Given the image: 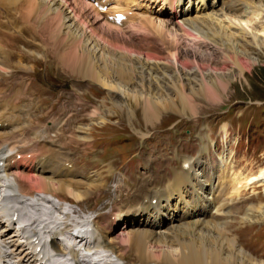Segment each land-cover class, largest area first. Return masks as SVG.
<instances>
[{"label": "bare ground", "instance_id": "6f19581e", "mask_svg": "<svg viewBox=\"0 0 264 264\" xmlns=\"http://www.w3.org/2000/svg\"><path fill=\"white\" fill-rule=\"evenodd\" d=\"M190 13L194 15L189 16ZM102 19V15L100 17L98 13H94L92 4L84 0H0V35L4 34L2 30L11 32L9 36L6 35L7 39L6 36L0 38V74L4 72L9 75L13 96L19 97V101L44 100L42 94L32 92L27 86L25 71L32 70L40 76L35 77L33 82L46 95L58 85H48L37 78L42 79L45 75L56 79L59 72L53 71L52 67L69 71L82 78L85 77L81 68H87L94 74V78H97L101 63L106 61L104 68L110 71L111 75H120L131 70L142 79L150 75L157 76L159 68L154 70L156 72H152V69L159 65L179 66L166 62L158 63L157 59L147 57L148 53L144 52V55L141 52L145 56L142 70H137L138 63H141L140 55L133 61V57H130L128 61L132 66L130 69L126 68L117 56L121 51H115L113 45H117L120 40L128 42L124 54H128V51L135 47L140 51L144 50V46L142 42L130 40L120 28L113 27ZM144 19L148 20L147 22L152 21L158 32L168 36L159 28L160 22L167 23V17H160L159 20L143 17L137 22L141 30ZM173 19L175 23L171 25H174V28H207L202 30L204 32L199 36L215 47H224L225 44L236 57L237 65L242 71L249 70L250 63L255 64L250 60L248 53L246 54V47H261V50H264V0H219L218 5L209 3L205 10L196 8ZM149 37L151 35L145 36ZM169 38L179 45L178 50L182 47L177 38ZM240 44H243L244 48L237 49ZM107 51L109 52L106 53ZM172 53L173 51L168 57ZM10 57L14 60H10ZM38 58H48V70L36 67ZM72 61H75L77 66L67 63ZM30 62L32 65L28 66ZM144 67L147 68L144 70ZM123 79L125 78H120L119 82ZM156 79L161 81L160 78ZM84 80L100 83L94 79ZM114 82H117L114 76L112 82L106 80L110 85ZM3 85L4 83L0 84V92ZM109 91L114 93L113 90ZM54 97L55 95L51 98ZM61 99L63 95L56 98L57 102ZM57 102H48V105L55 110L58 107ZM155 103H148L145 115L147 123H152L159 116L160 110L156 104L160 103ZM8 105L15 106L16 110L5 108ZM0 106H4L0 111V161L7 164L0 174V264H68L70 261L74 264H264V261H258L245 252L238 237H225L226 233L223 231H228L231 210L223 202L225 200L222 195L218 196L217 187L213 184L215 190L213 187L209 188V177H205L204 172L199 169L203 160L188 159L186 173L175 174L168 187L155 193L153 198H157V203L154 204L149 197L136 192L135 197L131 196L127 208L116 214L114 200L121 195L118 191L119 184L113 192L106 189L104 193H99L105 180L95 181L93 176L96 174L86 177V183L85 180L83 182L69 174V170H78L80 167L86 171L90 169L85 164L81 165V152L74 151L71 146L74 143L89 141L87 138L81 139L82 134H87L81 131L85 127L81 126L71 136V140L67 141L64 138L66 129L63 125L53 128L54 130L42 127L43 134L39 132L38 125L33 124V106L28 105L24 124L17 122L19 118L21 120V115L17 113L18 103L8 98L0 101ZM43 116L45 117L46 113ZM6 126H10V130L5 128ZM225 128V125L222 126V129ZM44 130H48V135H44ZM50 131H55L57 136L49 135ZM15 132H19L20 137H16ZM33 133L38 136H33ZM49 139L54 143L49 142ZM59 144L69 150L72 169H68L66 163L61 162V152L53 147ZM25 147L31 148L25 151ZM22 151L24 156L34 158V169L16 170L11 166V160ZM96 156L97 152H94L88 158L96 163ZM223 156L221 153L218 157H221L220 169L224 167L226 160ZM138 162L131 160L129 164ZM192 162H196L197 167H191ZM100 173L102 172L98 174ZM106 173L107 177L118 173L116 163L110 164ZM195 177H199L201 182ZM238 179L241 178L233 176L232 184L239 182ZM155 180L152 175V182H156ZM243 180V185L236 183L232 193L234 196L240 195L242 187L263 184L264 169L250 180ZM125 183L123 182L122 186ZM89 188L91 190L87 192ZM130 189L135 192L137 187L130 185ZM44 194L52 195L59 202L66 200L70 204L68 210H64V203H55ZM94 195L107 198L106 202L113 206L116 219L112 223L114 229L121 221H137L140 217L141 226L128 228L124 225L120 231L113 230L108 214L104 211L107 203L102 205L95 218L86 217L83 214L86 209L81 203ZM47 203L50 205L45 208ZM74 203L78 206L73 205ZM221 204L225 206L224 209L230 210V214L225 213L230 215L229 217H220V209L215 206ZM251 216H254L253 212H250L246 220L251 221ZM165 223L167 227H164ZM13 225L17 227L13 229ZM73 226L78 227L77 232L72 231ZM60 233L66 234V241L59 239ZM234 234L236 235V232ZM46 237L51 238V251L45 243ZM119 245L127 246V250L134 252L135 257L132 260H124L126 251L119 252Z\"/></svg>", "mask_w": 264, "mask_h": 264}, {"label": "rangeland", "instance_id": "374dc122", "mask_svg": "<svg viewBox=\"0 0 264 264\" xmlns=\"http://www.w3.org/2000/svg\"><path fill=\"white\" fill-rule=\"evenodd\" d=\"M190 15H194V13H190ZM143 17L160 19V16L140 13L132 21L122 27H117L122 30L127 38L135 42H142L144 46V50L141 49L140 51L135 47L133 50H129L128 54H124L128 42L120 40L117 45H113L115 51H121L117 53V56L123 62V66L130 69L132 66V63L128 61L130 57H133L131 60L133 61L140 55L141 63H138L137 70H142L141 66L145 56L141 52L144 55L148 53L147 57L157 59L158 63L166 62L179 66L167 65L165 67L159 65V67L152 69L153 72L159 68L157 76L149 74L150 76L142 77V79L131 70H127L131 73L124 72L120 75L112 73L111 75L110 71L104 68L107 65L106 61L101 63L97 78H94V74H91L87 68L85 70L81 68L85 78L94 79L101 84L84 80L85 78H82V76H75L69 71H60V68L56 70L55 67H52L53 71L59 72L56 79L44 75V78H37V80L48 85H59L55 88L53 95H63L64 98L59 102V109L56 114H48L43 120H36L33 124L38 126L52 125V122L59 120L69 131L77 129V126L85 127L81 131L82 133L85 131L87 134H82L81 139L87 138L89 141L79 144L74 143L71 146L74 151L81 152V165L85 164L91 170L84 172L85 170L80 167L78 170L72 171V174H79L77 179H84L86 174L92 175L97 171H104L106 168L105 160L115 158V155H118L117 158L120 160H127L130 155L129 151L132 150L133 153L141 154V159L143 156L147 159H155L152 163L154 170L151 169L150 164H148L149 167L143 165L134 169L136 172L149 173L150 168L149 175H153L156 179H159L158 176L161 177L154 184L145 181V185H143V180L136 179L137 182L134 187L143 185L144 190L139 193L143 196L149 195V197L153 190L159 189L170 182V172L168 171L172 166L167 165V160H165L168 154L159 155L171 148L167 147L165 142L191 136L192 140L189 142V147L181 149V151H184L182 155L183 157H197L199 155L197 149L200 147L197 142L198 136L207 135L209 143L215 141L216 155L213 151L214 148L211 146L207 155L203 157L205 161L201 168L207 166V169L203 172L219 186L221 195L224 194L223 199L230 205L231 216L228 215L230 210L224 209L223 204L218 207L215 206V208L220 209V217L230 216L228 218V231H223L226 233L225 237H238L241 241L240 245L247 254L258 261H264V183L254 184L249 188L242 187L240 195L234 196L232 194L236 183L243 185L245 184V182H242L243 179L250 180L264 169V50H261V47L260 49L246 47L248 51L246 54L248 53L250 60L255 64L250 63L249 70L242 71L237 65L236 57L233 56L231 50L225 44H223L224 47H218L217 45L215 47L213 44H207L200 37L201 32H204L202 30L207 28H203V26L195 29H183L178 26L174 28V25H171L175 23L173 17H167V23L160 22L159 28H161V31L166 32L169 37L177 38L180 45L182 44V47L178 50L179 45L174 43V39L158 32L152 21L147 22L148 20L144 19L145 21H142L144 26L141 27V30L140 24L137 22ZM2 32L4 34H1L0 38L6 35L9 36L11 33L4 30ZM147 34L151 37L145 38ZM8 36H6V39ZM107 45L110 47V44L107 43ZM205 46L206 48H204ZM241 48H244L243 44H240L237 49ZM172 51V55L168 57V54ZM184 54L189 55V57ZM107 57L109 56L107 55ZM52 63L54 62L52 61ZM67 63L71 66H77L75 61ZM30 65H32V62L28 64V66ZM41 66H44V68ZM36 67L48 70V58H38ZM146 68L144 67V70ZM24 73L27 86L31 91L43 96L44 93L33 82L35 77L40 76L33 73L32 70ZM5 74L4 72L0 74V81L5 82L7 76ZM113 76L117 82H114L113 85L106 83V80L112 82ZM80 78L84 81L83 83L79 80ZM120 78L125 79L119 82ZM156 78H160L161 81L159 82ZM106 87L113 90L114 93L112 94ZM8 92L6 84L4 85V94ZM183 94L185 96H180ZM78 96H80V99ZM149 101L153 104L156 101V103H160L159 105L155 103L160 111H158L159 116L152 123H147L145 120ZM79 103L85 108L86 115L88 114L90 120H87V123L79 124L74 117H72L74 121L71 120V117L65 112L75 109ZM224 125L226 128L223 131L222 126ZM47 131L44 130V135H48ZM32 135L38 136L36 133ZM71 136L73 135H67L66 139L70 140ZM182 141L184 142V140ZM226 141L227 145H224ZM49 142L53 141L49 139ZM102 144L104 147L107 146L106 150L103 149ZM78 146L83 149L78 148ZM220 151L225 152L228 159L227 165L222 169H220L216 159L217 153ZM94 152L100 155V162L97 167H95L96 163L91 162L88 158ZM64 158L70 159L69 156ZM155 161L158 164H155ZM118 166L120 167V164ZM177 170H184L183 162ZM99 175L93 176L95 181L104 182V177L107 179V173L102 178ZM233 176H238L242 180L238 179L239 182L232 184L231 178ZM123 178H126L123 171H119L117 175L113 176L111 179L112 188ZM195 178L201 182L199 177ZM86 182L87 180H85ZM207 182L210 184L209 188L213 187L215 190V186L210 181ZM90 190L91 188L87 192ZM122 191L125 195L128 194V184L121 188ZM133 193L127 196L126 200L117 202L116 212L126 209ZM47 196L51 197L50 195ZM104 201H106L105 198H94L82 204L88 210V213L85 214L89 218H93L97 213V209L102 208ZM225 201L223 202L226 203ZM67 207L68 203L65 204V209ZM239 209L241 210L239 211ZM250 212H253L254 216L249 217L251 221H247ZM225 213L228 214L225 215ZM110 219L113 220L111 214ZM120 225H123V223H120ZM234 232H236V235ZM122 247H119V252L126 251L124 260H132L135 257L134 252L128 251L127 246Z\"/></svg>", "mask_w": 264, "mask_h": 264}]
</instances>
